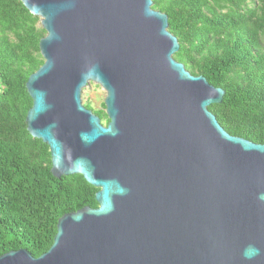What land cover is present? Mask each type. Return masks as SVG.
I'll return each instance as SVG.
<instances>
[{
  "label": "water",
  "instance_id": "95a60500",
  "mask_svg": "<svg viewBox=\"0 0 264 264\" xmlns=\"http://www.w3.org/2000/svg\"><path fill=\"white\" fill-rule=\"evenodd\" d=\"M21 1L46 31L27 129L98 206L64 213L41 255L0 264H264V143L220 124L209 106L225 90L174 58L168 15L153 0ZM92 81L107 123L82 101Z\"/></svg>",
  "mask_w": 264,
  "mask_h": 264
},
{
  "label": "trees",
  "instance_id": "16d2710c",
  "mask_svg": "<svg viewBox=\"0 0 264 264\" xmlns=\"http://www.w3.org/2000/svg\"><path fill=\"white\" fill-rule=\"evenodd\" d=\"M153 7L178 37L174 58L225 90L209 106L224 129L264 143V0H153ZM45 34L21 0H0V255L26 248L39 256L64 213L98 206V187L79 173L54 176L49 145L27 129L26 82L44 61ZM92 110L108 122L104 108Z\"/></svg>",
  "mask_w": 264,
  "mask_h": 264
},
{
  "label": "rangeland",
  "instance_id": "374dc122",
  "mask_svg": "<svg viewBox=\"0 0 264 264\" xmlns=\"http://www.w3.org/2000/svg\"><path fill=\"white\" fill-rule=\"evenodd\" d=\"M105 96L106 91L100 84L94 81L89 82L88 85H86L81 92V98L83 103H89L92 109L104 108L105 110V106L103 107ZM102 122L105 123L104 120Z\"/></svg>",
  "mask_w": 264,
  "mask_h": 264
}]
</instances>
